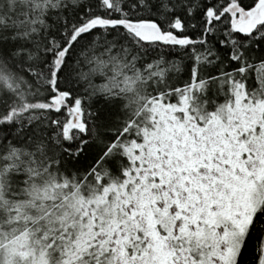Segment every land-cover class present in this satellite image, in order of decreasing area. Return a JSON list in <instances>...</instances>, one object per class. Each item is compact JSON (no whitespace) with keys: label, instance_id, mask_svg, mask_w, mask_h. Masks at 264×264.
<instances>
[{"label":"snow or ice","instance_id":"obj_1","mask_svg":"<svg viewBox=\"0 0 264 264\" xmlns=\"http://www.w3.org/2000/svg\"><path fill=\"white\" fill-rule=\"evenodd\" d=\"M0 264H264V0H0Z\"/></svg>","mask_w":264,"mask_h":264}]
</instances>
